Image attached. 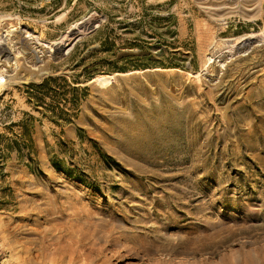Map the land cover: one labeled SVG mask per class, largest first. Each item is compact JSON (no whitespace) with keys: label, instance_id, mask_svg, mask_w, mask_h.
Wrapping results in <instances>:
<instances>
[{"label":"rangeland","instance_id":"374dc122","mask_svg":"<svg viewBox=\"0 0 264 264\" xmlns=\"http://www.w3.org/2000/svg\"><path fill=\"white\" fill-rule=\"evenodd\" d=\"M0 75V264H264V0H0Z\"/></svg>","mask_w":264,"mask_h":264},{"label":"trees","instance_id":"16d2710c","mask_svg":"<svg viewBox=\"0 0 264 264\" xmlns=\"http://www.w3.org/2000/svg\"><path fill=\"white\" fill-rule=\"evenodd\" d=\"M110 44V40H109V35L107 38L104 39V42L102 43V45L105 46L106 50H109V47H107V45ZM58 79H61L63 81H65L64 78H52V77H47L45 79H43L40 83H29L26 87V94L28 97V102H32L34 103V105L36 106H43L44 109H46L47 104L44 99L46 96H51V90L52 87L50 86L51 82H57ZM74 90H77V87H73ZM49 108V107H48ZM52 108V107H51ZM50 110H54L53 108ZM61 111V109H60ZM26 115H28V113H26ZM15 125H19L20 126V133L18 134L19 137V142L18 141H14L13 144H7L5 145V148L7 150H14V148H16V150H21V149H25L27 151V156H28V160L29 162H33V157L31 156V154L33 153V140H32V136H31V123L25 122V121H21L18 124ZM81 132V131H80ZM81 134V133H79ZM16 145V147L14 146ZM53 165L54 167H56L57 169H60L61 166L59 164V162L57 161H53ZM74 171L71 170L69 171V174L72 176H74L73 173ZM78 178V177H76Z\"/></svg>","mask_w":264,"mask_h":264},{"label":"bare ground","instance_id":"6f19581e","mask_svg":"<svg viewBox=\"0 0 264 264\" xmlns=\"http://www.w3.org/2000/svg\"><path fill=\"white\" fill-rule=\"evenodd\" d=\"M1 81H2V77H1V75H0V83H1Z\"/></svg>","mask_w":264,"mask_h":264}]
</instances>
